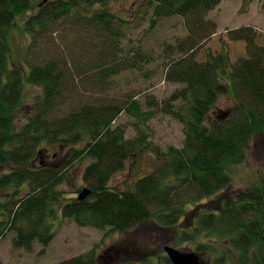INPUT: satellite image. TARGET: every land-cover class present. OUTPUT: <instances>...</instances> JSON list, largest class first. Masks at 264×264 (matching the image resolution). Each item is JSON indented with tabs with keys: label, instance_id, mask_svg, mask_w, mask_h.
Segmentation results:
<instances>
[{
	"label": "trees",
	"instance_id": "trees-1",
	"mask_svg": "<svg viewBox=\"0 0 264 264\" xmlns=\"http://www.w3.org/2000/svg\"><path fill=\"white\" fill-rule=\"evenodd\" d=\"M111 1L0 0V241L13 233L15 248L32 251L35 242L47 247L55 237L48 221L58 213L103 231L125 233L149 221L172 229L193 204L192 227L177 228L178 241L195 243L203 263L208 255L210 264H264V175L217 209L202 202L231 186L230 167L247 159L253 138L264 131V44L256 29L228 32L231 41L245 45L235 63L228 53L209 52L200 60L217 31L208 15L222 0H148L150 28L176 16L187 35L165 46L161 63L165 82L180 87L161 102L147 95L143 104L142 91L118 96L117 77L143 70L141 77L152 80L158 65L149 66L157 61L140 49L124 54V28L132 21L114 14ZM29 12L34 14L22 28L18 20ZM15 30L30 34L27 48L15 51ZM57 30L68 37L67 47L57 45ZM26 85L43 94L21 123ZM222 99L226 109L217 108ZM123 112L134 119L132 138L114 126ZM158 114L183 125L182 147L164 151L150 141L147 124ZM48 149L63 155L61 165L42 160ZM143 151L158 166L125 191L110 186ZM83 161L80 180L92 193L63 203L58 189L74 183L70 171ZM149 263L173 264L165 253L143 264ZM57 264H99V258L91 249Z\"/></svg>",
	"mask_w": 264,
	"mask_h": 264
},
{
	"label": "rangeland",
	"instance_id": "rangeland-1",
	"mask_svg": "<svg viewBox=\"0 0 264 264\" xmlns=\"http://www.w3.org/2000/svg\"><path fill=\"white\" fill-rule=\"evenodd\" d=\"M147 1L112 0L109 5L111 11L119 18L132 21L124 28V54H127L131 50L140 49L144 53L151 54L157 61L155 64L149 66V69L152 70V68L158 65V73L152 80H144L141 77L145 73L143 70L135 71L134 73L123 72L117 77V81H119V83H116L118 96H123L129 92L137 93L138 91H142L139 99L143 104L147 95H151L161 102L180 87L179 85L165 82V71L161 63L167 55L165 53V46L173 45L178 39H182L187 35L183 19L176 16L162 19L157 26L150 28L151 13L150 8L146 6ZM41 2L43 0H36L35 5H39ZM141 8L143 10H140ZM37 9L38 7L35 8L34 13L37 12ZM34 13L29 12L18 20L21 27L24 26L26 19ZM208 19L216 23L217 31L200 50V60H207L209 52L213 55L228 53L232 63L243 57L245 55L244 43L233 42L228 37V32L240 27H254L261 43L264 44V0H222L221 4L209 13ZM59 30L56 33L57 45L63 48L64 46L67 47L68 44H64V42L68 40V37H64L66 38L65 40L60 38ZM24 32L15 30L13 33L15 51L16 48H27L30 42V34L28 33L27 35ZM25 35L28 37L26 42ZM80 36L78 33L79 40ZM74 43L71 44L72 47ZM89 44V42H86L88 53L90 52ZM45 46L47 45L45 44ZM12 64L13 66L18 65L17 57L12 59ZM25 69H28L27 65ZM78 82L80 83V81ZM42 94L43 91L40 87L26 85L23 106L19 112V115L22 117L21 123H24L23 117L29 114L32 105ZM226 107L227 102L225 99H222L217 108L226 109ZM133 123L134 119L126 112H123L116 120L114 126L126 128L127 138H132L136 134ZM147 125L150 141L162 150L166 151L169 146L182 147L184 132L183 125L179 121L170 116L158 114ZM43 153L45 155H43L42 160L48 165L62 164L63 155L59 154L57 156L55 149H48ZM159 162L151 152L143 151L132 158L123 172L112 178L110 186L120 191H125L137 179L153 171ZM87 163L83 161L80 164H76L70 171L73 184L65 182V184L59 187L58 191L60 190L64 193L60 195L63 203L78 198L79 194L77 190L85 188L80 179ZM229 173L233 178L231 186L202 202L210 203L214 206V209H217L225 201L232 198V196L252 187L259 181L261 176L264 175V131L257 133L253 138L248 148L247 159L240 165L230 167ZM194 211L195 207L193 204L187 207L186 218L182 217L181 221H183H180L181 224L177 227L179 231L183 227H192L191 217L194 215ZM48 225H52L51 232L54 233L55 237L47 247L35 242L32 251L15 248L12 243L14 234L8 233L0 241V260L4 264H57L65 259H70L74 256L85 254L91 249H95L99 258V264H119L129 260L143 264L146 263L147 259L155 260L156 255H162L165 252V245L188 251L194 250L196 246L192 242L184 241L180 243L178 238L181 233L177 231V228L164 229L154 221L146 222L130 231L120 233L112 231L109 228L103 231L92 227H81L73 220L66 219L58 213L55 219H49ZM203 258L204 262L208 261L209 263L207 264H210V257L208 255Z\"/></svg>",
	"mask_w": 264,
	"mask_h": 264
},
{
	"label": "water",
	"instance_id": "water-1",
	"mask_svg": "<svg viewBox=\"0 0 264 264\" xmlns=\"http://www.w3.org/2000/svg\"><path fill=\"white\" fill-rule=\"evenodd\" d=\"M47 1L48 0H44V2ZM91 193L92 191L86 188L79 194V199L84 200ZM164 250L173 264H203L199 254L196 252L181 251L171 246H165Z\"/></svg>",
	"mask_w": 264,
	"mask_h": 264
},
{
	"label": "flooded vegetation",
	"instance_id": "flooded-vegetation-1",
	"mask_svg": "<svg viewBox=\"0 0 264 264\" xmlns=\"http://www.w3.org/2000/svg\"><path fill=\"white\" fill-rule=\"evenodd\" d=\"M137 264H141V263H137Z\"/></svg>",
	"mask_w": 264,
	"mask_h": 264
}]
</instances>
